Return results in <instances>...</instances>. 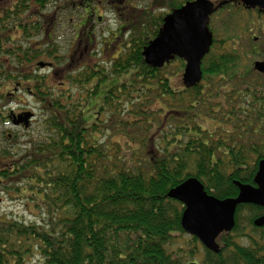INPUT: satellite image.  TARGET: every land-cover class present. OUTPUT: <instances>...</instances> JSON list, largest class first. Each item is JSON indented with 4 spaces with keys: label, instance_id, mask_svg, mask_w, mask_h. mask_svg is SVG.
Masks as SVG:
<instances>
[{
    "label": "trees",
    "instance_id": "1",
    "mask_svg": "<svg viewBox=\"0 0 264 264\" xmlns=\"http://www.w3.org/2000/svg\"><path fill=\"white\" fill-rule=\"evenodd\" d=\"M161 17L155 19L153 30H140V35L130 28L133 36L114 58L87 64L79 74H67L64 85H57L64 89L67 82L80 95L67 91L54 95L57 86L49 84L52 79L32 73L37 57L53 58L55 44L3 47L9 35L0 29V55L17 63L0 62V89L6 83L28 81L31 96L45 106L47 133L21 152L0 147V176L6 190L20 191L38 206L44 203L50 217L48 224L40 225L0 218V264H27L34 253L39 255L38 264H187L199 251L200 264H264V225L253 223L264 214L263 207L237 206L234 228L217 240L218 253L192 235L186 247L172 250L175 236L185 234L184 208L166 196L188 177L199 179L206 192L219 199L238 194L235 181L254 185L258 163L264 159V83L257 80L264 75L247 59L251 54L264 59V43H255L252 36L250 47L243 50L230 37L232 46L226 50L225 39L214 38L201 62V82L181 91L165 69L172 61L184 67L182 59L152 68L141 55L158 33ZM184 92L189 94L183 96ZM7 95L0 90L1 99ZM121 101L128 108L125 116L144 122L147 131L152 126L149 115L161 111L166 115L159 119L154 139L144 134L138 150L129 146L113 151L111 144L95 137L102 131L95 121L97 112L108 108L112 120L120 114ZM89 117L93 122H84ZM204 118L217 123L213 130L202 127Z\"/></svg>",
    "mask_w": 264,
    "mask_h": 264
},
{
    "label": "rangeland",
    "instance_id": "2",
    "mask_svg": "<svg viewBox=\"0 0 264 264\" xmlns=\"http://www.w3.org/2000/svg\"><path fill=\"white\" fill-rule=\"evenodd\" d=\"M153 0H136L132 5L135 7L144 8V11H135L132 13L133 21H125L124 25V34L120 39H113L112 37H104L99 38L97 41L103 42V48L105 50V56L111 54H115V50L112 47L117 45V42L124 44L128 41L130 37L133 35L129 32L130 28L137 29V33L140 35V30H153L154 29V21L159 16H161L165 11L169 10L173 4H182L185 0H157L155 3H152ZM176 1V2H175ZM218 1V0H212ZM161 3V5L159 4ZM166 5V6H165ZM127 15L131 13V7L126 8ZM169 13V12H168ZM211 30L213 31L214 38L221 40L225 39L224 47L226 50L230 49L232 44V39L234 38L236 41V47H241V49H246L250 47L251 41L254 39H250L252 36L257 37L254 40L255 43H264V15L259 14L256 10L247 11L241 6H232L229 9L222 10L216 14H214L210 20ZM102 27H105L107 30H112L115 28V23L113 21L103 22ZM246 30V33L243 31ZM249 30V31H248ZM138 35V36H139ZM8 36V35H7ZM107 36V33H105ZM249 37V40L246 38ZM114 40L113 43H111ZM9 42H5L3 47H10L11 44H22L23 48L30 45L31 47H42L44 38L41 35H35L33 37H23V42L21 41V37L11 35L8 38ZM73 38L70 37H55L50 40V43L55 44L53 58H49L45 55L37 57L36 61L44 60L46 62H53V65L50 67L40 68L34 65V71H32L33 75H48L49 79H52L49 82L50 85L56 87L59 85L60 80L66 81V77L64 78L61 68L65 67L68 63V55L70 51L73 49L70 47ZM18 46V45H16ZM217 44L215 49L217 48ZM108 47V49H107ZM51 48V47H50ZM82 48L77 49V54ZM95 50L92 51L89 49V53L94 58L93 62H98L102 60V54L100 50V45L97 43L95 45ZM89 53L83 58L82 63L91 64L92 61L89 59ZM108 57V58H109ZM250 63L253 66L255 60L261 59L259 55L251 54L248 56ZM8 60L13 62L11 64H17L13 58H10L7 54L0 55V62L7 63ZM103 61V60H102ZM109 63V62H108ZM101 65H107L106 63H102ZM184 66V65H183ZM66 68V67H65ZM183 67L180 66L178 61H172L169 68L165 70L168 72V76L170 77L173 85L178 89L183 91L184 86L182 84V72ZM66 70V69H65ZM180 70V71H178ZM176 74V75H175ZM259 83H264V77L257 79ZM114 82V81H113ZM110 82L109 85L113 84ZM28 81H25L24 87L20 90H15L13 95H7V98H0V147H8L12 149L14 153L16 151L21 152L27 149L28 143L30 141H41L43 138L47 137V133L43 126V122L45 119V106L41 101L37 98H33L30 95V92L27 89ZM30 84H33V80L30 81ZM107 83L103 85V90H106ZM76 86H70L67 82L65 83L64 89L57 86L56 92H53L54 95H58L62 91H67L75 93L76 95H80V92L77 91ZM1 93L7 94L12 92L13 83L3 84L1 87ZM33 91V90H31ZM33 93V92H32ZM189 93L184 92L183 96ZM34 95V94H32ZM148 95V94H147ZM85 95L81 94V98L84 99ZM95 102L94 97L91 100ZM146 101L145 105L147 104ZM84 103L83 100L81 104ZM125 102L121 101L119 106L120 114L114 115V118L111 120L110 111L108 108H104V110H100V114L95 115V103L93 105L94 108V116L95 121L97 120V124L99 127H102V131L97 132L95 137H99L98 141L107 145H110L113 148V151L116 149L125 150L129 146L131 148H135L138 150V144L140 140L143 138L144 134H151L150 138L152 140L156 136L153 131H155L159 125V119H163L166 117L163 111L149 115L148 120L152 122L151 129L149 131L146 130L144 122L141 120H137L131 115L126 117L125 112L128 108H125ZM161 106V104H159ZM159 105H155L154 108L159 109ZM227 103L225 101L222 102V107L225 108ZM21 109L26 111L33 112V116L29 119V126L24 128L23 126L12 124L9 116L17 115L18 110ZM23 113V112H21ZM18 113V114H21ZM90 117L84 122L89 121ZM134 122L131 125H127L129 121ZM91 122H93L90 119ZM217 123L214 122L211 118H204V122H202V127L207 128L208 130H213ZM147 126V125H146ZM162 128V127H160ZM155 145V142L152 143ZM140 151V149H139ZM142 152V151H140ZM131 152L128 151L127 156ZM116 162L114 158L112 163ZM108 165V163H106ZM101 171V170H100ZM7 185L4 179L0 176V218L4 219H15L19 221H23L24 223H35V224H48L50 217L47 214V206L44 203H40V205H36L39 202H32L28 196L21 194L20 191H14L13 189L6 190L4 186ZM11 187V186H10ZM190 235L178 234L175 236V244L172 247V250H175L179 245L184 247L187 246L186 241H189ZM200 243V242H199ZM201 244V243H200ZM202 246V245H201ZM203 251H199L196 257L193 260L195 262H200L202 259ZM37 253L33 254V257L27 264H38Z\"/></svg>",
    "mask_w": 264,
    "mask_h": 264
},
{
    "label": "water",
    "instance_id": "3",
    "mask_svg": "<svg viewBox=\"0 0 264 264\" xmlns=\"http://www.w3.org/2000/svg\"><path fill=\"white\" fill-rule=\"evenodd\" d=\"M241 4L246 9H257L264 14V0H191L163 17L156 36L141 51L144 63L152 68H162L175 58L184 61L182 83L185 88L195 87L202 79L201 62L213 43L209 17L219 8L229 4ZM39 67L50 65L38 61ZM255 71L264 74V59L255 60ZM30 111L18 114L13 124L29 125ZM253 184L235 181L238 194L219 199L208 194L196 177H188L168 190L166 196L183 205L181 227L185 233L196 237L208 250L218 253L219 236L230 232L235 225V211L240 204H254L264 208V159L258 163ZM255 226L264 225V214L254 220ZM187 264H199L190 261Z\"/></svg>",
    "mask_w": 264,
    "mask_h": 264
},
{
    "label": "flooded vegetation",
    "instance_id": "4",
    "mask_svg": "<svg viewBox=\"0 0 264 264\" xmlns=\"http://www.w3.org/2000/svg\"><path fill=\"white\" fill-rule=\"evenodd\" d=\"M134 1L136 0H0V22H4L3 25H0V29L9 36L15 35L21 37L22 42L23 37L27 36L28 33H32V35L39 33V35L44 36V43L46 44H52L50 40L57 36L73 38L70 45L73 49L68 55L69 61L65 66L66 68H61L65 78L69 73L79 74L85 69L87 63L83 64L82 60L89 53V49L96 51L95 45L97 43L100 45L102 60L114 58L122 51L124 43L117 42V45L112 47L116 53L111 54L110 57L109 55L105 56L103 42L97 41V39L104 37L120 39L123 36L125 21H133V12L144 11V8L140 9L132 5ZM156 1L153 0L152 3ZM186 1L191 0L183 1L180 6ZM159 4L161 5V3ZM180 6H171L167 12L165 11L162 14L161 19L163 20V17L168 12L170 13ZM130 7L131 13L127 15L126 8ZM256 12L258 11L256 10ZM106 21H113L115 23L113 31L101 26ZM105 33H107V36H105ZM113 42L114 40L111 43ZM80 48L82 50L77 54V49ZM89 59L91 61L94 60L90 53ZM102 60L98 62L92 61V63L99 64ZM25 66L27 67V65ZM24 72L26 71L24 70ZM64 82V80H60L59 86L64 85ZM24 84L25 82L13 81L15 90L22 89ZM184 89L189 88L184 87ZM15 90L7 94L13 95ZM91 100L92 97H90ZM18 111L17 114L24 112L23 109ZM12 117L11 115V120Z\"/></svg>",
    "mask_w": 264,
    "mask_h": 264
}]
</instances>
